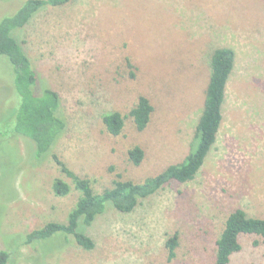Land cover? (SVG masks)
<instances>
[{"label": "rangeland", "instance_id": "rangeland-1", "mask_svg": "<svg viewBox=\"0 0 264 264\" xmlns=\"http://www.w3.org/2000/svg\"><path fill=\"white\" fill-rule=\"evenodd\" d=\"M25 1L0 0V18ZM15 37L37 73L36 93L59 94L67 125L42 159L32 140L12 137L17 97L5 80H14L13 66L0 56V252L10 253L8 264H215L232 212L264 219V0H71L38 12ZM221 47L235 51V69L217 142L193 181L168 183L129 214L109 204L81 227L93 250L64 235L22 245L33 230L66 223L81 197L53 155L98 194L118 176L142 183L183 162ZM140 96L154 107L147 128L128 118L119 136L109 134L103 115L128 114ZM136 146L145 153L140 166L129 159ZM56 179L70 194L54 193ZM241 243L232 264H264L262 237L243 235Z\"/></svg>", "mask_w": 264, "mask_h": 264}, {"label": "trees", "instance_id": "trees-1", "mask_svg": "<svg viewBox=\"0 0 264 264\" xmlns=\"http://www.w3.org/2000/svg\"><path fill=\"white\" fill-rule=\"evenodd\" d=\"M70 2L71 0H26L14 14L0 18V56L8 57L14 74V80L10 77L9 81L5 80V82H8L10 89L14 91L13 95L17 97V103L13 107L14 125L11 135L32 140L37 146V155L40 159L51 151L67 124L60 115L59 94L50 87H42L41 92L36 93L37 73L15 37V31L24 28L43 9L48 7L58 9ZM235 64L236 53L232 48L221 47L214 50L210 61V80L203 111L191 144L192 149L183 162L168 166L160 174L149 177L142 183L122 180L121 176H118L112 188L98 194L89 179L78 176L57 155H53L54 161L62 172L72 179L81 197L70 212L66 223L50 222L42 228L35 229L26 236L22 245L42 243L50 241L55 236L64 235L73 237L83 249L93 250L96 246L95 242L81 231V227H90L97 217L106 212L109 204L119 212L129 214L136 209L141 200L156 194L168 183L175 181L186 184L193 181L217 142L224 121L226 89ZM153 112L154 107L150 100L140 96L137 104L128 114L105 113L102 119L107 132L119 136L128 118L133 119L138 131L145 130ZM144 157V150L139 146L129 151V159L135 166H140ZM53 191L57 196H67L71 192V186L62 179H56ZM243 235L264 239V219L250 217L244 210L237 209L228 216L225 228L217 240L215 264H232V256L243 249L241 243ZM178 246L179 236L175 234L166 242L169 260L176 256ZM9 258V252H0V264H8Z\"/></svg>", "mask_w": 264, "mask_h": 264}]
</instances>
